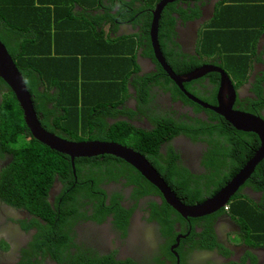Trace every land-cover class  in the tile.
<instances>
[{"label":"flooded vegetation","instance_id":"flooded-vegetation-1","mask_svg":"<svg viewBox=\"0 0 264 264\" xmlns=\"http://www.w3.org/2000/svg\"><path fill=\"white\" fill-rule=\"evenodd\" d=\"M160 1L149 3L151 20L156 3ZM219 2L221 0H173L166 3L159 13V23L163 15L166 16H163L164 23L168 24L170 18L173 20L169 27H164L161 31L158 25V41L165 63L177 78L196 72V76L182 81L183 89L163 69L152 45L151 52L144 53V43L138 48L136 58L134 56L137 69L131 71L130 82L127 83L129 96L121 105L116 106L113 115L106 113L103 117L106 125L93 118L95 113L92 111L89 118L68 121L67 125L66 120H62L60 123L66 128L62 132H58L57 126L52 131L40 123L42 127L70 141H115L132 148L144 156L175 196L187 206L198 205L212 198L239 172L258 148L250 155L248 142L246 152H235L233 143L223 133L216 136L215 143L204 139L207 136L205 132L192 135L184 133L180 127L173 128L177 130L175 134L172 135L169 131L168 135L159 138V130L163 132L166 127L161 124L163 121L159 122L160 118L157 116L167 115L177 120L178 116L184 115L187 119L216 123L217 119H212L211 116L217 114L232 125L223 114L212 109L217 107L221 111L226 110L228 102H231L232 109L253 113L264 119V63L253 64L245 83H236L230 78L234 88L230 90L224 88V84L222 86L219 73L212 69L220 66L225 70L224 61L207 59L209 56L202 51L203 55H199L196 50L198 43L203 42L202 33L207 27L206 20ZM147 9L148 7L144 10L145 15ZM137 23L141 25L140 22ZM138 24L133 27L129 20L118 23L116 32L119 31L122 36L137 33L140 30ZM168 53L172 63L166 56ZM261 57L264 59V52ZM157 77L167 81L166 86L156 83ZM135 78H138L137 81ZM152 78L154 79L151 80ZM143 81L149 86L146 101L137 94ZM219 92L220 98H217ZM257 99L259 101L252 102ZM2 100L3 96H0V103ZM47 123L54 124L52 120ZM2 128L0 123V130ZM119 128L131 132L120 134ZM30 138L21 134L24 144H28ZM236 138L242 147L245 146V141L250 140V137L240 135ZM6 142H10V139ZM18 143L17 141L16 145ZM155 143L159 155L154 152ZM44 150L46 149L40 146L36 156L47 165L48 155ZM93 156L98 159L99 167L88 164L87 157L92 156H75L72 160L67 155L66 160L70 161L73 173L74 162L79 160L80 172L85 174L90 186L96 187L97 184L99 190L75 191L76 184H70L63 172L58 170L50 180L44 175L43 180L33 185V188L30 187L28 195L23 197L14 196L9 189L1 188L6 183L3 177L5 173L15 174L18 163H12L15 162L13 152L0 147V264H69L65 255L68 250L73 251L76 247H92L98 252V256L111 254L113 260L123 264H264V237L257 242H250V230L242 229V224L230 212L233 206H248L247 202L252 207H263L264 189L254 187L250 183V177H256L253 174L258 172V165L264 157L226 204L210 214L184 217L130 163L108 153ZM172 166L177 168L172 169ZM227 172L235 173L222 185L213 182L215 179L220 180L216 173L225 175ZM261 173L264 175V167L258 172ZM136 174L142 175L156 191L146 192L151 190L150 185L143 183ZM167 175L174 184L164 177ZM135 177L139 179L137 184L134 183ZM75 181L77 182L76 176ZM80 191L95 195L82 197L79 195ZM97 197L106 204L101 206L106 208L107 215L102 219L92 216L87 219L79 218V210L89 209L87 214H93V207L98 203ZM80 204L82 207L78 209ZM153 205L160 208L168 206L167 217L161 212L164 221L151 217ZM116 209H120V212L122 210L123 218L128 214L126 224L122 222L123 225L117 226L113 222ZM249 214L247 209V216ZM62 231H66V236L71 238L67 250L57 247L59 236V242L64 238L60 233ZM193 232L198 235H192ZM212 239L216 241L212 247L201 246L210 245ZM54 244V249L49 250L48 246ZM74 244L76 246L71 247ZM62 258L60 263L58 259Z\"/></svg>","mask_w":264,"mask_h":264},{"label":"trees","instance_id":"trees-1","mask_svg":"<svg viewBox=\"0 0 264 264\" xmlns=\"http://www.w3.org/2000/svg\"><path fill=\"white\" fill-rule=\"evenodd\" d=\"M43 1L44 0H0V40L7 48L9 54L14 59L16 66L22 74L40 123L50 131L55 130V127L57 126L58 132H62L66 130L65 126L61 124L63 122L62 120H66L67 125L68 121H78V118L86 119L88 117L87 114H85V112L89 109L88 107H83L81 112L76 110L78 98L76 97V90L73 88L74 76L79 74V72H76V63L73 61L80 59L78 58V56H80L82 58V63L89 65V63L86 62L89 60L87 54L85 53V49L81 45L78 46L76 44V42H78L76 39V30L78 27H81L78 24V18L87 20L85 22L86 26L88 25L89 28L84 27V29L80 30L79 33L83 39L87 41V43L89 41L88 44L90 46L92 44L96 46V42L92 37L94 32H98V28L101 27L102 23H109L112 29H116L118 23H123L127 20L131 21V25L133 27L134 24H138L137 22H140L141 25L138 24L140 30L137 33L123 35L119 38L133 39L134 44L138 46H143L145 43L146 47L144 48V53L148 54L151 52L149 37L151 12H149V3H154L155 0H77V4L76 2L74 3L75 0H65L63 1V6L60 5L61 0ZM66 1L70 4H66ZM74 4L77 6L80 5L81 8L79 10L74 9ZM146 7H148V9L147 14L145 15L144 10ZM63 8L66 9V11ZM61 14L64 15L63 18ZM163 16L159 23V31H161L164 27H169L173 22L172 18H170L168 24L167 22L164 23L163 19L166 16H164V18ZM113 33H115V31ZM98 34L102 39V35L99 32ZM129 41L127 40L126 42ZM129 45L130 43H128V45L126 43V46ZM94 46L90 47L89 50L91 52L94 51ZM230 52L232 57H238L233 53V51ZM230 52H227V54ZM133 56L134 55L130 56L129 59L132 61L134 69H137V63L133 60ZM166 56L171 62L170 53ZM242 59L247 60L248 56L240 55L238 59H236V62ZM131 61H127V63H131ZM121 72H123V69ZM44 78L48 79L46 84L43 81ZM137 79L138 78H135L134 80L137 81ZM153 79L154 78L151 80ZM155 81L163 86H166L167 84V81L159 79L158 77L155 78ZM85 85L86 82H83L82 86ZM173 88L176 87H172V89ZM124 90L127 91L126 83ZM148 90L149 86L147 83L145 81L141 82L140 88L137 89V94L139 97L143 96L140 98L143 101H146L149 96ZM125 94H127V92H125ZM0 96H3V100L0 103V123L3 127L0 130V147L3 150L13 152L15 154V162L12 163H18L15 166V169L18 170L15 171V174L7 175L5 173L3 177L5 178L6 183L3 184L1 188L9 189L10 193L14 196L26 197L28 195L27 190H29L30 187L33 188V185L37 184L40 180H43L44 175L47 180H50L52 174L59 170L63 172V175L66 176V178H68L70 184H76L74 187L75 191L79 189H85L87 191L91 189L99 190L97 189V184L96 187L90 186L85 174L80 172L81 167L79 166V160L76 163L74 162L75 172L73 173L70 161L66 160L67 155L59 153L54 149H49L31 135L24 122L22 109L20 108L9 86L2 78H0ZM83 99L85 103V98ZM255 101H259V99L252 100V102ZM97 110L98 111L93 112L95 113L93 118H97L99 122L106 125L105 122H103V117L108 112H110V115H113L112 109L107 105H104L103 107H99ZM80 114L81 116H79ZM157 117L160 118L159 122L163 121L164 123L161 124L166 127V130L163 132L159 130V138H163L168 135L169 131L172 132V135L175 134L177 130H174L173 128L177 129L180 127V129L183 128L181 130L185 131L184 133H191L192 135H195L198 132L202 134L205 132L207 136L205 135L204 139L209 142L215 141V143L216 136L223 133L233 143V151L235 152L241 150L246 152V143L249 142L250 155H252L259 146V138L255 133L236 130L231 124L217 114H213V116H211L212 119H217L216 123L205 122L202 120L200 121L199 119L194 120L192 118L187 119L186 117L184 118V115L178 116L179 119L177 120H173L170 116L167 117V115H158ZM50 120L54 123L53 125H49L47 123ZM136 131L140 133V131ZM118 132L120 134H124L130 133L131 131H122V129L119 128ZM20 133L24 136L31 137L28 144H24L21 141ZM119 133L116 134L119 135ZM239 135L244 138L250 137V140L245 141L244 147L238 144L236 137ZM7 139H10V142L7 143ZM17 141L19 142L18 145H16ZM154 145V152L159 155V151H157V143ZM40 146L46 149L44 151L48 155L46 158L47 165H44V161L36 156L37 149ZM213 151L215 152V150ZM49 155H52V157H49ZM18 156L20 159H18ZM86 157H83V159ZM87 160L90 166L95 167L96 164L99 167V162L96 157H87ZM216 164L217 163H215V165ZM258 166L259 170H261L264 167V160H262ZM233 167L236 168L234 164ZM173 168L177 167L172 166V169ZM235 171H237V169ZM258 172L253 174L256 175V177H250V183H252L256 188L264 189V175H262V173L258 174ZM234 173L235 172L229 174L227 172L225 175L216 173L220 180L215 179L213 182L215 184L222 185L230 179ZM136 175L143 183H148L142 175ZM75 176L77 178V182L75 181ZM164 177L169 182L173 183L169 179V175ZM138 180L139 179L135 177L134 183L137 184ZM148 184L150 185L151 190L148 189L146 192L152 193L153 191H156V188L152 184ZM79 185H83L85 187L80 188ZM90 194L91 196L95 195L94 193L92 194V192H79V195L82 197H86V195L90 196ZM134 194H136V191ZM96 199L98 203L93 207V214H90L89 216L87 214L89 209L88 211L83 209L82 211L79 210V215L77 216L81 219H87L91 216L94 218L100 217V219L104 218L108 212L106 208L101 205L106 204L104 201H101L100 198L97 197ZM89 202H92V200H89ZM81 207L82 205L80 204L78 209ZM251 207L252 206H250V210ZM166 208H168V206L160 208L153 205L151 217L161 222L164 221L161 217V212H163L164 216L167 217ZM233 208L235 207L233 206ZM119 210L120 209H116V212L113 215V222H115L117 226L123 225L122 222H125L126 224L128 216L126 213L123 218L122 210L121 212ZM238 210L239 211L235 210L236 214L239 212L240 214L247 216V208H241ZM113 211L115 210L113 209ZM249 212L250 214L252 213V211ZM241 224L242 229L247 228L243 221ZM258 224H262L261 226L263 232L264 220H261ZM70 229L71 225L69 226V230ZM60 233L64 238L59 242V236V243L57 242V247H62L63 250H67L68 242H70L71 238L66 236V231H62ZM192 235L198 234L193 232ZM262 237H264L263 233H261V238ZM261 238L253 240L250 237V242H257V240H261ZM215 242V239H212L210 245L203 244L201 246L210 248L215 245ZM55 245L56 244L51 245L50 247L48 246L49 250H53ZM75 246V244L73 246L71 245V247ZM197 246L199 247V245ZM97 253L98 252L92 247H76L73 251L68 250L65 258L70 261L69 264H123V262L113 260L111 254L98 256ZM58 260L61 263L63 258Z\"/></svg>","mask_w":264,"mask_h":264},{"label":"water","instance_id":"water-1","mask_svg":"<svg viewBox=\"0 0 264 264\" xmlns=\"http://www.w3.org/2000/svg\"><path fill=\"white\" fill-rule=\"evenodd\" d=\"M173 0H161L156 3L153 17L150 22L149 37L152 48H154L157 59L160 61L163 69L169 74L172 80L177 81L180 89H183L182 81L188 79L190 76H196V72L190 75H185L184 78L174 74L170 66L165 63L158 41V25L159 13L166 3ZM216 70L221 79L222 86L234 90L229 75L225 70L216 66L212 68ZM0 78L9 86L13 95L15 96L20 108L22 109L23 119L26 126L29 128L31 134L40 142L46 144L49 148L58 152L69 155L72 160L75 156H93L98 154H113L130 163L136 170H138L149 182L156 186L164 199L182 216H200L210 214L222 207L230 199V197L237 191V189L252 175L256 165L264 157V119L253 113L242 110L232 109V103L228 102L226 110H219L217 107L212 109L220 112L224 117L232 123V125L241 130L251 131L258 135L260 145L255 151L254 155L246 162V164L234 175L229 182H227L212 198L194 206H187L182 203L175 194L171 191L164 179L157 173L153 166L144 158L143 155L136 152L130 147L124 146L115 141L103 140H85V141H70L59 137L54 133L47 131L40 124L37 118L36 111L31 100V95L26 87L25 81L21 72L15 64L14 59L9 54L7 48L0 40ZM233 95L234 91H233ZM194 98V97H193ZM220 98V92L217 95ZM195 99V98H194ZM196 101H199L195 99ZM204 104V102L199 101Z\"/></svg>","mask_w":264,"mask_h":264},{"label":"crops","instance_id":"crops-1","mask_svg":"<svg viewBox=\"0 0 264 264\" xmlns=\"http://www.w3.org/2000/svg\"><path fill=\"white\" fill-rule=\"evenodd\" d=\"M63 1L65 0H61L60 3L61 6H63ZM67 1L66 4H68ZM259 1H264V0H259ZM75 2L77 4V0H75L74 3ZM256 3H257L256 0H221V2H219L216 5V7L212 9L210 13L211 14L210 18L206 20L207 27L202 33V41H206V44L209 46L208 50L214 51L212 52L211 55L207 54V56H209L210 58H216V60L221 59L222 61H224L223 64L225 66V69L227 67V62H226L227 52L225 51H228V49L231 51H233L234 49L239 50L240 52L243 51L241 55L248 56L247 60L242 59L237 62L236 59H238L239 56L235 57V67L239 69V74L244 76V79L238 80L236 81V83H240L243 81L245 83V81L247 80L246 76L248 73H251L253 64L255 62L264 63V59H262L261 57V55L264 52V13L262 15L261 13L264 12V9H252V6H254ZM76 4H74V7H76L75 9L79 10L81 7L80 5L77 6ZM64 10L66 11V9ZM63 17L64 15H62V18ZM234 17H237V19L234 20ZM110 26L111 25L109 23H104V24L102 23L101 27L98 28V32L102 36H106L110 40H112V38L115 39V41L113 40L111 42L109 41V43L111 44H108L105 40H103V37L102 39L100 38V40L98 41V42L101 41V45L106 44L108 46L107 53L109 54V56L105 57L106 64L93 66V63L90 62L89 63L90 66H89L88 64L82 63L81 61L82 58L78 56V58L80 59L74 60L73 62L76 63V72H80L82 77L84 78L88 77L93 67L97 68L99 72H96L94 77L97 78L95 79L87 78L81 80L82 83L86 82L85 86H82L81 83L75 88L74 87L73 88L74 90H76V97L77 98L80 97L82 102H84L83 98H85L84 105L89 109H91L92 111L94 112L98 111L97 109L99 107H103L104 105H107L112 109V112L114 114V109L116 108V106L121 105L124 101H126L128 97L127 83L130 82L129 77L132 74L131 71H133L134 67L132 61L129 59V62L131 61V63H130V67L127 68V60L128 57L132 55H134L136 58V52L139 46L134 44L133 39L119 38L120 36H122L121 35L122 33H120L119 31L116 32L117 29L116 30L112 29V27ZM86 27L89 28L88 25ZM226 27L228 28L231 34L228 35L227 38H219L220 34L218 33V30ZM80 30L83 29H80L78 27L76 30L77 33L76 39L78 40L76 44L78 46L81 45L85 49V53L89 58L88 53L91 52L89 49L90 47H93L94 44L90 46L88 44L89 41L87 43V41H85L83 37L80 35L79 33ZM112 30H114L115 33H113L114 31ZM248 34H250V39H248ZM127 40L128 41L132 40V41L126 42ZM221 41H225L224 43L226 44L223 51L224 53L218 52L217 45L220 44ZM126 43L127 45L128 43H130V45L124 47ZM96 44L99 43L96 42ZM95 49L96 47L94 48V50ZM256 49H259V52H256ZM111 54H114L115 56L111 57L110 56ZM229 54H231V52ZM134 56H133V60L135 61ZM122 69L123 72H121ZM229 69L232 70V68ZM96 83L103 85L104 88L101 87L99 91L89 89V86L91 84H96ZM125 83H126L127 91L124 90ZM125 92H127V94H125ZM108 99L114 101L113 104L102 103L103 101H107ZM89 115L90 113L87 116ZM258 200H259L258 203L260 205V199L258 198ZM258 209H259L258 215L262 217L261 220H264V201H263V207L262 208L258 207ZM261 220L258 219L257 223H259Z\"/></svg>","mask_w":264,"mask_h":264},{"label":"rangeland","instance_id":"rangeland-1","mask_svg":"<svg viewBox=\"0 0 264 264\" xmlns=\"http://www.w3.org/2000/svg\"><path fill=\"white\" fill-rule=\"evenodd\" d=\"M257 3L252 6V9H264V1H259V0H256ZM76 7H74L75 9ZM264 12L261 13V15L263 14ZM75 14V13H74ZM76 15V14H75ZM237 17H234V20H236ZM79 22L78 24L81 26L79 27L80 29H84V27H86V22L87 21L86 19H81V18H78ZM105 30V29H104ZM218 33L220 34L219 35V38H227L228 35H230L231 33L229 32L228 28H223V29H220L218 30ZM200 36H201V32H200ZM103 39L108 43V44H111L109 43V41L111 42L112 40L115 41V39H112L110 40L109 38H107L106 36H102ZM97 43L99 44H96V49L92 52H89L88 55H89V58L87 61V63H93V66H96V65H105L106 62H105V57H108L109 54L107 53V48L108 46L106 44H102L101 45V41L98 42L101 38V36L97 33L94 32L93 34V37H92ZM248 39H250V34H248ZM120 40V39H118ZM225 41H221L220 44L217 45L218 47V52H222L224 53V47L226 46V44L224 43ZM230 44V43H228ZM252 44V43H250ZM124 45V44H123ZM124 47H127L126 45H124ZM208 45L206 44V41H203L201 43H198V46L196 47V50L198 52V54L200 55H203L202 52L206 53L207 54H212V52L214 51H211V50H208ZM141 48V46H139V49ZM246 50V49H245ZM244 50V51H245ZM202 51V52H201ZM231 50H228V51H225V52H230ZM243 52V51H242ZM239 50H233V53L236 55V56H240L241 53ZM111 57H114L115 55L114 54H111L110 55ZM210 57H207V59H209ZM233 60V61H232ZM129 62V57H128V60ZM226 62H227V67L225 69V71L227 70V74L229 75V77L233 80V81H238V80H242L244 79V76L239 74V69L237 67H235V58L232 57L229 53L227 54L226 56ZM130 67V63H127V68ZM229 68H232L229 69ZM96 72H99L97 68H92L88 77H82L81 76V73L79 72V75H76L75 78L73 79V83H74V88L76 86H78L79 84H81V80H84V79H87V78H90V79H95L97 77H94ZM44 83L46 84L48 79L44 78L43 79ZM103 87V85L99 84V83H96V84H91L89 86V89L91 90H97L99 91L100 88ZM104 88V87H103ZM129 96V95H128ZM114 101H112L111 99H108L107 101H103L102 103L103 104H113ZM84 105V102H82V100L80 99V97L78 98V102H77V111L78 112H81V109L83 107H86V106H83ZM92 110L91 109H88L85 114H91ZM81 116V114L79 115ZM247 205L248 206H238V207H235V208H247L249 209V211H252L253 213L250 214V216H245L243 214H240L239 212H237L236 214V211H239L238 209H235V208H231L230 212L233 214V217H236L238 219V221L240 223H242V221L244 222V225L247 226V229L250 230V234H251V239H260L261 238V233L264 234V232H262V224H258L256 221L258 219H262L261 216L258 215V208L256 207H251V210H250V202H247ZM258 215V216H257ZM250 240V239H249Z\"/></svg>","mask_w":264,"mask_h":264}]
</instances>
